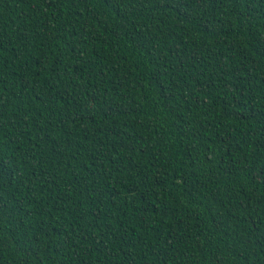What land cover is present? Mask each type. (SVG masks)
<instances>
[{"label":"trees","instance_id":"obj_1","mask_svg":"<svg viewBox=\"0 0 264 264\" xmlns=\"http://www.w3.org/2000/svg\"><path fill=\"white\" fill-rule=\"evenodd\" d=\"M0 264H264V0H0Z\"/></svg>","mask_w":264,"mask_h":264}]
</instances>
